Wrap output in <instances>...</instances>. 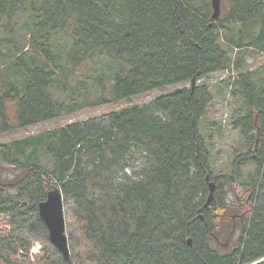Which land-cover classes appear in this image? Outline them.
I'll return each mask as SVG.
<instances>
[{
	"label": "trees",
	"instance_id": "1",
	"mask_svg": "<svg viewBox=\"0 0 264 264\" xmlns=\"http://www.w3.org/2000/svg\"><path fill=\"white\" fill-rule=\"evenodd\" d=\"M213 13L212 0H0V135L190 83L0 143V264H264V61L249 63L264 53V0ZM220 72L223 85L200 82ZM213 93L237 103L223 173L200 131ZM54 188L70 259L39 214ZM223 213L239 232L226 243Z\"/></svg>",
	"mask_w": 264,
	"mask_h": 264
},
{
	"label": "rangeland",
	"instance_id": "2",
	"mask_svg": "<svg viewBox=\"0 0 264 264\" xmlns=\"http://www.w3.org/2000/svg\"><path fill=\"white\" fill-rule=\"evenodd\" d=\"M249 61V63L254 66L260 64L262 61H264V53L254 54V56L250 57ZM106 64H108V62ZM104 69L105 68L102 67L100 70L102 71ZM228 75L229 72L215 73L212 76L202 78L200 82H209L210 84H214L216 82V84L223 85L222 81L224 78L226 79ZM189 86V82H180L166 85L161 88L151 90L139 95H134L128 98H124L118 101L104 103L94 107L86 106L76 112L63 114L60 117L38 123L25 129L1 134L0 143L8 142L16 138L25 137L27 135L40 133L48 129L66 125L70 122L73 123L91 117H96L105 113L116 111L121 108L134 106L137 104H144L152 100L153 98L171 94L180 91L184 88H188ZM214 86L216 85H213V87ZM213 94V100L207 108V114L201 119L200 131L201 133L204 132L205 138L208 140L209 145L211 147V152H213L212 162L215 167V170L218 173H220V171H222L221 173H223L228 168V162L233 156L232 146H234L237 141L239 142L240 130L235 129L234 127H232V125H230V119L232 117L231 113L237 106V103L235 100H230L228 102V100H226L227 96L226 99H223L222 96H219L216 93ZM220 122L223 124L222 129L218 128V124ZM250 166L251 163L249 167ZM230 194L231 195H229V198L233 200V192H231ZM232 203L235 204V201H233ZM235 206L237 209H239L237 204H235ZM237 209H234V211ZM225 214L226 213H223L224 216L219 215L217 221L221 229L220 238L222 243H226V241L229 239V237H231V235H233L232 240H235V238H237L239 234L238 231L234 232V234L233 232L231 233L232 222L234 220L233 215H231L232 213L228 214L229 216H225ZM7 231V217L5 215H0V234ZM40 249L41 244L39 242L35 243L33 248L31 249V253L33 254V256H35V254H38Z\"/></svg>",
	"mask_w": 264,
	"mask_h": 264
},
{
	"label": "water",
	"instance_id": "3",
	"mask_svg": "<svg viewBox=\"0 0 264 264\" xmlns=\"http://www.w3.org/2000/svg\"><path fill=\"white\" fill-rule=\"evenodd\" d=\"M221 2L222 0H212V5L214 13L212 20L219 18L221 14ZM194 86V81L192 83V88ZM209 181L210 193L207 198V202L204 208L209 207L214 200V193L216 190V185L214 182ZM39 214L41 219L45 222L49 230V238L54 246L63 254L66 259H70V248H69V238L66 234V216L64 208L63 193L59 188L52 189L47 196V199L39 203ZM202 220L204 216L199 215ZM191 244V239L188 240Z\"/></svg>",
	"mask_w": 264,
	"mask_h": 264
}]
</instances>
